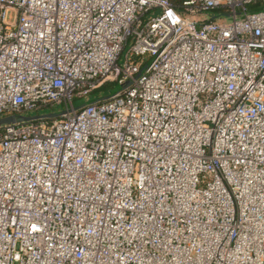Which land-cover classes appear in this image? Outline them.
<instances>
[{
	"label": "built area",
	"instance_id": "obj_1",
	"mask_svg": "<svg viewBox=\"0 0 264 264\" xmlns=\"http://www.w3.org/2000/svg\"><path fill=\"white\" fill-rule=\"evenodd\" d=\"M8 116L0 264H264V0H0Z\"/></svg>",
	"mask_w": 264,
	"mask_h": 264
},
{
	"label": "rangeland",
	"instance_id": "obj_2",
	"mask_svg": "<svg viewBox=\"0 0 264 264\" xmlns=\"http://www.w3.org/2000/svg\"><path fill=\"white\" fill-rule=\"evenodd\" d=\"M221 18H225L226 20H229V17L222 16ZM125 83H118V82H106L101 88L97 89V91H94L90 96V98H95V97H101L104 95H107L109 93H112L114 91H117L119 88H121ZM84 100L87 99V97L83 98ZM80 100V102L84 100ZM57 108H43L39 110V114H47V113H52L55 112ZM36 112H28L26 113L25 116H33L35 115Z\"/></svg>",
	"mask_w": 264,
	"mask_h": 264
},
{
	"label": "water",
	"instance_id": "obj_3",
	"mask_svg": "<svg viewBox=\"0 0 264 264\" xmlns=\"http://www.w3.org/2000/svg\"><path fill=\"white\" fill-rule=\"evenodd\" d=\"M127 85V83H125L121 88H119L117 91L121 90L122 88H124L125 86ZM117 91H114L112 93H109L107 95H104V96H101V97H95V98H91L87 101H84L78 105L75 106V108H79L85 104H89V103H92V102H95L97 100H102V99H105V98H108L109 96H111L112 94L116 93ZM64 111L63 110H60V111H55V112H52V113H47V114H43L41 116H44V117H48V118H54V117H58L59 115H61ZM35 116H22L21 118L23 119H31V118H34ZM15 120V117L14 116H8V117H4V118H1L0 119V124H4V123H10V122H13Z\"/></svg>",
	"mask_w": 264,
	"mask_h": 264
},
{
	"label": "trees",
	"instance_id": "obj_4",
	"mask_svg": "<svg viewBox=\"0 0 264 264\" xmlns=\"http://www.w3.org/2000/svg\"><path fill=\"white\" fill-rule=\"evenodd\" d=\"M249 8L253 9V10H258L259 9V5H258V3H254L253 5H250Z\"/></svg>",
	"mask_w": 264,
	"mask_h": 264
}]
</instances>
